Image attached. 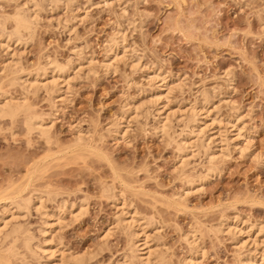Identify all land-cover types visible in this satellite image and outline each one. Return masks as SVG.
I'll return each mask as SVG.
<instances>
[{"label":"rangeland","instance_id":"1","mask_svg":"<svg viewBox=\"0 0 264 264\" xmlns=\"http://www.w3.org/2000/svg\"><path fill=\"white\" fill-rule=\"evenodd\" d=\"M1 23L0 98L23 102L0 115V200L18 216L6 212L2 264L46 263L5 238L13 224L44 241L39 206L52 216L43 245L66 264H264V0H0ZM32 115L50 133L30 130ZM122 209L134 224H117ZM144 240L160 258L147 262Z\"/></svg>","mask_w":264,"mask_h":264},{"label":"bare ground","instance_id":"2","mask_svg":"<svg viewBox=\"0 0 264 264\" xmlns=\"http://www.w3.org/2000/svg\"><path fill=\"white\" fill-rule=\"evenodd\" d=\"M75 1V0H74ZM104 2H106L107 4L110 2V0H103ZM31 2V1H30ZM33 3V2H32ZM37 3V2H36ZM103 3V2H102ZM38 4V3H37ZM36 4V5H37ZM28 5V4H27ZM33 5V4H32ZM21 6V5H20ZM66 6V5H65ZM22 7V6H21ZM77 7V6H76ZM26 9V8H25ZM31 10H32V8L31 7H27V9L26 10H24V8H23V11H19V12H17V14L15 15V16H13V20H12V17L10 18L12 21H13V23H15V32L18 34V35H22L23 33H24V31H25V33H26V31H28V30H30L31 29V27H33L31 24H32V22L30 21V18H31V14H30V16H28L26 13H24V12H31ZM18 11V10H17ZM33 11H35L34 9H33ZM125 11V10H124ZM36 12V11H35ZM35 12H32V13H35ZM37 14L35 13V16H36ZM32 16H33V14H32ZM37 17V16H36ZM3 28H5V24H0ZM119 33H120V40H115L114 42L115 43H113L112 44V46H110V48H109V52L110 51H112V56H114V57H117V55H119V54H121V53H119L118 51H122L123 53H126V44H124V41H125V36H124V34L123 33H121V30H119L118 31ZM19 38V37H18ZM119 38V37H118ZM8 40V39H7ZM114 40V39H113ZM7 46H9L8 44H7ZM10 47V46H9ZM128 47V46H127ZM119 53V54H118ZM111 55V54H110ZM124 56V55H123ZM12 61V60H11ZM52 61V60H51ZM93 61H95V60H93ZM111 61V60H110ZM124 61V60H123ZM18 62V61H17ZM53 62V61H52ZM78 62V61H77ZM92 62V61H91ZM90 62V63H91ZM54 63V62H53ZM58 63V62H57ZM80 63V62H79ZM67 64V63H66ZM110 64V63H109ZM13 65V64H12ZM17 65V64H16ZM55 65H57V64H54V66ZM66 66V65H65ZM87 66V65H86ZM53 67V66H52ZM58 67V69H56ZM57 67L55 66L54 68H53V70L55 69L56 71L57 70H59V73H60V75L61 76H63L64 75V72H65V70H64V68L62 67V66H59V63H58V65H57ZM45 69V68H44ZM52 69V68H51ZM55 71V72H56ZM90 71V70H89ZM158 71V70H157ZM46 72V71H45ZM45 72H44V74H45ZM52 72V71H51ZM54 72V71H53ZM67 72V71H66ZM48 74V73H47ZM53 74V73H52ZM55 74V73H54ZM57 74V73H56ZM154 74V73H153ZM46 75V74H45ZM41 76V75H40ZM57 77H58V75H57ZM152 77V76H151ZM53 78V77H52ZM59 78H61V77H58L57 78V80L59 79ZM64 78V77H63ZM55 79H56V77H54V79H52V81L54 80L55 81ZM152 79H154V80H165L166 78H164L163 76H161L160 74H158V73H156V74H154L153 75V77H152ZM50 80V79H49ZM37 81V80H36ZM51 81V83H53ZM59 81V80H58ZM33 82V81H32ZM67 82V81H66ZM159 82V81H158ZM30 83H31V81H30ZM36 83V82H35ZM43 83V82H42ZM48 83H50V82H48ZM47 83V84H48ZM50 83V84H51ZM55 83V86H57V85H60L59 83L56 85V81L54 82ZM54 83H53V85H54ZM25 84V83H24ZM27 84V83H26ZM25 84V85H26ZM34 84V83H33ZM44 84V83H43ZM46 83L44 84V87H45V89H47L48 88V86H47V88H46V85H47ZM68 84V83H67ZM165 85V82H162L159 86H158V90L154 93V97L153 98H155L154 100H152V102L154 101V103H159L158 101L161 99V96H162V94H163V92H162V87H161V85ZM30 85V84H29ZM32 85V84H31ZM36 86H37V84H35ZM39 85H41L40 84V82H39ZM49 85V84H48ZM51 86V85H50ZM54 86V87H55ZM23 87H25V86H23ZM30 87V86H29ZM38 87V86H37ZM42 87V86H41ZM53 87V86H52ZM160 87H161V89H160ZM50 88V87H49ZM48 88V89H49ZM172 88V87H171ZM51 89V88H50ZM49 89V90H50ZM48 90V91H49ZM167 90V89H166ZM55 91V90H54ZM50 92V91H49ZM164 96V95H163ZM2 97H4V95L2 96ZM52 97V96H51ZM9 98V97H8ZM14 100V99H13ZM13 100H11V99H8V100H2L1 98H0V115L1 116H11V118L12 117H15L16 115H19L18 113L21 111V113H22V106H23V102L21 103V102H18V101H13ZM23 101V100H22ZM205 101V100H204ZM210 103V102H209ZM167 104V103H166ZM157 105V104H156ZM187 108V107H186ZM204 108V107H203ZM136 109V108H135ZM138 109V108H137ZM159 109V108H158ZM205 109V108H204ZM30 110V109H29ZM173 110V109H172ZM31 112V111H30ZM123 112V111H122ZM135 112V111H134ZM160 112V111H159ZM162 112V111H161ZM29 113V112H28ZM161 114V113H160ZM186 114V113H185ZM191 114H193L194 116L193 117H195L194 118V122H197V123H199V122H202L201 120H199V117L198 116H201V113L199 112V110L198 109H196L195 107L191 110ZM154 116V115H153ZM191 117V116H190ZM165 118H167V119H169V117H165ZM177 118V117H176ZM28 119V126L27 127H29V129L30 130H35L36 129V131H37V129L40 131L39 133H41V134H43L44 136L45 135H47L48 134V132H49V128L42 122L43 121V119H42V121L41 120H39V117L38 116H29V118H27ZM26 119V120H27ZM136 119V118H135ZM190 119V118H189ZM215 118H213V121H215L214 120ZM123 120V119H122ZM191 120V119H190ZM192 121V120H191ZM212 121V120H211ZM212 121V122H213ZM217 121V120H216ZM133 122V121H132ZM187 122V121H186ZM193 122V121H192ZM219 122V121H218ZM46 123V122H45ZM160 123H161V125L160 126H158V127H160L161 129H163V131H165L166 130V128H167V122H165V120L164 119H161L160 120ZM206 123V122H205ZM228 123V122H227ZM121 124V123H120ZM159 124V123H158ZM194 124H196V123H194ZM50 125V124H49ZM200 124H198V126H199ZM234 125V124H233ZM52 126V125H51ZM234 126H236V124L234 125ZM189 127V126H188ZM201 127V126H200ZM202 128V127H201ZM237 128V130H238V127H236ZM119 129V128H118ZM165 129V130H164ZM121 130V129H120ZM240 130V129H239ZM199 131H201V130H199ZM121 133H119V134H121V135H123V131H120ZM50 133V132H49ZM166 133V132H165ZM234 133V132H233ZM240 133V132H239ZM238 133V134H239ZM240 135V134H239ZM79 136V135H78ZM80 137V136H79ZM50 138V137H49ZM83 138V137H82ZM79 139V138H78ZM84 139V138H83ZM180 140H181V138H180ZM80 141V140H79ZM202 141V140H201ZM205 141V140H204ZM187 143V142H185V140L184 141H182V143ZM198 143H200V142H198ZM181 144V143H180ZM183 145V144H182ZM186 146H185V150L183 149V152H182V149H181V152H182V157H184L185 156V151L187 150V148L189 147L188 146V144H185ZM204 145H205V143H204ZM231 145V144H230ZM180 146V145H179ZM181 147V146H180ZM202 147H204L203 145H202ZM206 147V146H205ZM204 147V148H205ZM213 154V153H212ZM209 156H210V154H209ZM208 156V157H209ZM181 157V158H182ZM214 157V156H213ZM187 158V157H186ZM185 159V158H184ZM183 158H182V161L184 162V161H186V160H184ZM210 159V158H209ZM185 163V162H184ZM213 168V167H212ZM211 170V169H210ZM211 172V171H210ZM206 175H208V174H206ZM197 178V177H196ZM195 178V179H196ZM205 178V177H204ZM206 179V178H205ZM188 183V182H187ZM194 191V190H193ZM189 192V191H188ZM21 195V194H20ZM186 195V194H185ZM120 196V195H119ZM176 196V195H175ZM17 197V196H16ZM22 197V196H21ZM20 197V198H21ZM32 197V196H31ZM18 198H19V195H18ZM4 199V198H3ZM2 199V200H3ZM22 199V198H21ZM25 199V198H24ZM23 199V200H24ZM29 198H27V199H25V201L27 200V201H29L28 200ZM40 199V198H39ZM2 200H0V201H2ZM7 200V199H6ZM18 200V199H17ZM5 201V200H4ZM40 201H41V199H40ZM13 202V201H12ZM30 202H31V199H30ZM62 202V201H61ZM15 203V202H14ZM21 203V202H20ZM29 202H24V204L22 205V204H19V202H18V206L17 207H19V205H20V207L19 208H23L24 210L25 209H27L28 208V206H29V204H28ZM41 202H39V205H41L40 204ZM64 203V202H63ZM66 203V202H65ZM65 203H64V205L63 206H65ZM12 205H13V203H11ZM10 204V205H11ZM36 204V203H35ZM0 205L3 207L1 210H0V233H1V231L3 232V230L2 229H5V227L4 226H6V225H8V219H7V217H6V212H9L10 210L11 211H13L12 209H9V207L8 206H10L9 205V203H7V202H0ZM61 204L59 205L60 207L62 206ZM37 206H38V203H37ZM61 207V208H59L60 210L57 212V214H55L56 216H58V218H60V217H62V215L63 214H65V213H63L62 214V211H64V207ZM34 207H36V206H34ZM66 207V206H65ZM119 207H122L123 208V205L122 206H119ZM11 208V207H10ZM37 208V207H36ZM35 208V209H36ZM68 208V207H67ZM14 209V208H13ZM18 209V208H17ZM21 209H19L20 211H21ZM23 209H22V211H23ZM38 209V211L40 212V214L42 215V219H41V221H42V223H43V226H42V228L41 229H39V230H41V232L45 235V237H44V241H42L41 243H37V245L36 246H33L32 245V236L30 235V233H29V231L28 230H23V229H21V227H19V225L18 226H15V225H11V228L9 229V233L7 234V236H5V238L6 237H10V235L12 234V237H13V235H14V237H13V239H11L12 241V244L13 245H11V243H10V245L11 246H13L12 248L13 249H11L12 251H14V252H16L17 250H16V247H18L17 246V242L19 241V240H21L22 238H24V239H22V243H23V246H26V248L32 253H36V255L39 253H37V251H39L40 250V252H43L44 254L46 253V263L45 264H66V262L68 261L67 259H69L67 256H66V253H65V251L63 252H61L60 253V256L58 257V254H57V252L59 251V250H56V249H53V248H47V247H44L45 245H43L46 241H47V237H46V234H48V232H49V227L52 225V221L50 222V217H52L47 211H44V208H43V210H42V207H38L37 208ZM46 209V208H45ZM82 209V208H81ZM120 209V208H119ZM47 210V209H46ZM67 210H70V209H66L64 212H66ZM121 210V209H120ZM10 211V212H11ZM57 211V210H56ZM80 211V210H79ZM82 212V211H81ZM16 213V212H15ZM15 213H12L11 212V214H12V217H14L15 219L18 217ZM22 213V212H21ZM53 213V212H52ZM128 211H126V210H124V209H122V211L119 213V215L117 216L116 215V221H117V224L119 223L120 225H121V223H124L125 221L127 222L128 220H130V219H128L127 220V216H128ZM10 214V215H11ZM121 214V215H120ZM22 215V214H21ZM54 215V214H53ZM125 215H127V216H125ZM132 215V214H131ZM16 216V217H15ZM77 216V215H76ZM133 216V215H132ZM20 217V216H19ZM75 217V216H74ZM9 218H10V216H9ZM11 219V218H10ZM131 219H133L132 217H131ZM135 219V218H134ZM58 220H62V219H58ZM57 219H56V221H58ZM63 221V220H62ZM131 221V220H130ZM133 221H135V220H133ZM59 222V221H58ZM57 222V223H58ZM129 222V221H128ZM20 222H18V224H19ZM61 223V222H60ZM134 224V222H129L128 223V225H131V224ZM17 224V223H16ZM22 224V223H21ZM124 225V224H123ZM232 225V224H231ZM228 226V227H230V228H232L233 226ZM261 225V224H260ZM12 226H15L14 228H12ZM223 226V225H222ZM41 227V226H40ZM128 227V226H127ZM135 227V226H134ZM227 227V228H228ZM251 227V226H250ZM263 227V226H262ZM233 228H236V226L234 225V227ZM244 228V227H243ZM28 229V228H27ZM240 229V228H239ZM260 229V228H259ZM258 229V230H259ZM107 231V230H106ZM109 231L110 230H108V232L107 233H109ZM235 231V230H234ZM263 231V230H262ZM6 232H7V230H6ZM132 232H134V231H132ZM224 232V231H223ZM243 232L244 233H246L244 230H243ZM248 232V231H247ZM105 233V232H104ZM137 232H135V234H136ZM188 233V232H187ZM191 233V232H190ZM239 233V232H238ZM241 233V232H240ZM250 233V232H249ZM2 234V233H1ZM52 234V233H51ZM110 234V233H109ZM108 234V235H109ZM144 234V233H143ZM9 235V236H8ZM138 235V234H137ZM190 235V234H189ZM107 236V235H106ZM134 236V235H133ZM188 236V235H187ZM146 237V236H145ZM194 237V235H192V236H190L189 238H188V240L187 241H189L190 240V245H194V246H197V241L195 240V238H193ZM51 238V237H50ZM142 238V237H141ZM187 238V237H186ZM238 238V237H237ZM133 239V238H132ZM132 239H131V241H132ZM147 239V238H146ZM192 239V240H191ZM253 240V239H252ZM1 241H3V239L1 240ZM0 241V242H1ZM145 241V240H144ZM152 241V240H151ZM150 241V242H151ZM39 242V241H38ZM143 242V241H142ZM244 242H246V241H244ZM255 242V241H254ZM25 243V244H24ZM34 244V243H33ZM46 244V243H45ZM130 244H132V251L130 252V253H132V254H134L136 251H137V249L139 248V246L137 247L136 246V244L137 243H135L134 242V240H133V242H131ZM146 245V246H144L143 248H146V249H144V251H146L145 253L147 254V256L146 255H143V256H145V259L147 260V262H150V256L152 255L153 256V254L155 255L156 254V252H157V250L155 249V248H152L151 246H149L148 245V242L147 241H145V242H143V245ZM242 244V243H241ZM255 244V243H254ZM257 244V243H256ZM140 245V244H139ZM35 248L36 247V249H34L33 247ZM58 246V245H57ZM142 246V245H141ZM9 247V246H8ZM243 247V246H242ZM25 248V249H26ZM38 248V249H37ZM198 248V247H197ZM9 249V248H8ZM8 249L6 250L5 249V251H7V254H8ZM1 251V250H0ZM10 251V250H9ZM20 251V250H19ZM19 251H17L18 253H19ZM27 251V250H26ZM28 251V252H29ZM139 251V250H138ZM197 252V251H196ZM3 253H5V252H3ZM161 252H159V254H160ZM15 254V253H14ZM13 253H12V255H14ZM135 254H137V253H135ZM134 254V255H135ZM158 254V253H157ZM22 255V254H21ZM24 255H26V254H24ZM35 255V254H34ZM38 255H40L39 256V258H41V254H38ZM72 255V254H71ZM70 254H69V256H71ZM201 255V254H200ZM15 256V255H14ZM33 256V255H32ZM135 256H137V255H135ZM142 256V255H141ZM155 256H157V258H160V257H158L159 255H155ZM155 256H154V260L156 259L155 258ZM203 256V255H202ZM9 257H11V256H9ZM16 257V256H15ZM15 257H12V258H15ZM24 257H26V256H24ZM42 257H44L43 255H42ZM57 257V258H56ZM73 257V256H72ZM263 257V256H262ZM83 258V257H82ZM144 258V257H143ZM10 259V258H9ZM74 260H72V261H74V263L73 264H82V261L81 260H79L80 258L78 257V259H75V257L73 258ZM190 259V258H189ZM250 259V258H249ZM248 259V263L249 264H252L253 262L251 261V260H249ZM12 260V259H11ZM67 260V261H66ZM70 261H71V257H70V259H69ZM75 260H77V262L75 261ZM153 260V261H154ZM191 260H193V257H191ZM190 260V261H191ZM3 261V260H2ZM1 259H0V264H2L1 262ZM125 261V260H124ZM152 261V262H153ZM155 261H157V260H155ZM199 261V260H198ZM247 261H245V263H246ZM263 262V261H262ZM6 263L7 264H10L11 262H10V260H8L7 259V261H6ZM30 263H32V262H30ZM118 263H120V262H118ZM125 263H126V261H125ZM124 263V264H125ZM155 263V262H154ZM154 263H152V264H154ZM158 263V262H157ZM5 264V263H4ZM71 264V263H70ZM120 264H122V262L120 263ZM243 264V263H242ZM247 264V263H246ZM256 264V263H255Z\"/></svg>","mask_w":264,"mask_h":264}]
</instances>
